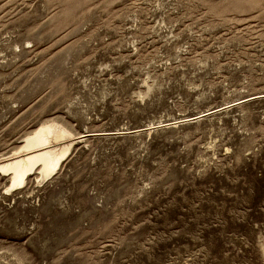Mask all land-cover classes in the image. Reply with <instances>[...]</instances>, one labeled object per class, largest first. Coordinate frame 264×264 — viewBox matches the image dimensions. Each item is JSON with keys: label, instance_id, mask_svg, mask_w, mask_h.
<instances>
[{"label": "rangeland", "instance_id": "1", "mask_svg": "<svg viewBox=\"0 0 264 264\" xmlns=\"http://www.w3.org/2000/svg\"><path fill=\"white\" fill-rule=\"evenodd\" d=\"M46 123L0 264H264V0H0V161Z\"/></svg>", "mask_w": 264, "mask_h": 264}, {"label": "bare ground", "instance_id": "2", "mask_svg": "<svg viewBox=\"0 0 264 264\" xmlns=\"http://www.w3.org/2000/svg\"><path fill=\"white\" fill-rule=\"evenodd\" d=\"M69 135L70 132L54 123L41 124L26 135L21 148L0 161V171L10 175L8 188H21L31 172L50 176L69 149V145L57 146L53 142Z\"/></svg>", "mask_w": 264, "mask_h": 264}]
</instances>
